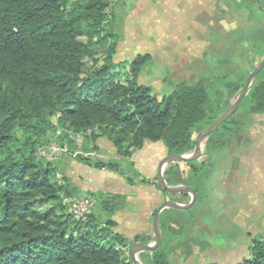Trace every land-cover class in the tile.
<instances>
[{
    "label": "trees",
    "instance_id": "obj_1",
    "mask_svg": "<svg viewBox=\"0 0 264 264\" xmlns=\"http://www.w3.org/2000/svg\"><path fill=\"white\" fill-rule=\"evenodd\" d=\"M224 1L251 21L237 42V58L248 64L245 75L233 81L231 68L209 83L181 81L157 97L138 82L149 54L127 63L114 59L121 40L113 29L117 0H0V264H131L130 247L151 243L152 237L128 240L115 231L113 216L125 206L123 195L87 192L93 210L85 220L73 217L64 201L84 193L66 175V162L115 172L129 185L150 184L130 161L146 143H162L167 155L194 152L197 135L227 110L264 55V0ZM124 66L123 75L118 69ZM239 111L264 114V66L236 111L204 139L206 159L164 169L165 184L192 188L196 201L189 210L160 213L162 244L138 253L143 264H171L173 245L192 235L208 149L238 135ZM102 140L110 144L112 159L90 156L102 155ZM51 143L66 149L54 162L38 156ZM162 193L179 196L177 203L188 198ZM236 264H264V233Z\"/></svg>",
    "mask_w": 264,
    "mask_h": 264
},
{
    "label": "rangeland",
    "instance_id": "obj_2",
    "mask_svg": "<svg viewBox=\"0 0 264 264\" xmlns=\"http://www.w3.org/2000/svg\"><path fill=\"white\" fill-rule=\"evenodd\" d=\"M153 1L142 0L138 4L137 0H117L113 7L114 32L120 42L125 41L118 43L120 48L114 59L127 63L136 55L149 54L150 60L142 68L138 82L150 87L152 94L167 95L181 81L195 83L204 79L209 83L231 68L236 70L233 81L245 75L243 68L248 64L237 58L240 34L251 29L245 12L234 14L224 0ZM118 70L123 75L127 72L125 66ZM213 90H209L211 99L215 97ZM235 118L241 128L238 135L229 136L230 141L220 148L208 149L209 156L199 176L198 220L192 235H182L173 245L171 264H236L248 257L249 246L264 233V114L247 116L239 111ZM102 141L109 147L101 145L104 158L97 154L91 157L112 159L108 153L110 144ZM204 149L203 140L199 162L206 159ZM165 151L162 143H149L135 155V160L143 167L146 162L153 165L156 161L159 165ZM75 165L84 167L77 162ZM180 166L185 169L184 164ZM73 172L94 182L79 168L74 167ZM84 195L89 197L88 193ZM166 196L174 202L180 200L179 196ZM190 198L188 195L180 204H188ZM125 201L124 210L127 197ZM136 211L131 205L126 215L134 228L140 224ZM153 243L152 237L149 244ZM136 259L143 264L138 254Z\"/></svg>",
    "mask_w": 264,
    "mask_h": 264
},
{
    "label": "crops",
    "instance_id": "obj_3",
    "mask_svg": "<svg viewBox=\"0 0 264 264\" xmlns=\"http://www.w3.org/2000/svg\"><path fill=\"white\" fill-rule=\"evenodd\" d=\"M141 1L142 0H137L138 4ZM151 1V3L154 2L153 0ZM124 42L125 41L123 40L120 42V44H124ZM119 48H117L116 53H118ZM121 50V52H124V49ZM104 144L105 143H103V141H98L99 147ZM147 144L149 143H146L141 150H143ZM104 147L107 149L109 148L108 145H104ZM141 150L134 152L130 161L133 163L135 170L141 176L151 181L150 184L129 185L123 177L115 172L95 170L85 166L82 167V169L81 167H78V165H75V161L66 162L68 164L66 175L70 178L71 183L74 184L83 193L100 191L103 193L125 195L127 197V209H122L116 212L113 216V220L116 222L115 231L122 234L128 240H132L136 235L153 237V214L160 205H162L169 199L167 196L163 195V193L157 187L153 185V183H155L158 171L157 162L155 161L153 165L146 162V167H143L142 164L140 165L138 162H136L135 155ZM164 155L167 156L166 151ZM99 157L104 158V156L101 155ZM74 167L79 168L83 172H86L93 178L94 182L90 181L88 178L84 179L80 175L75 174L73 172ZM131 205H133L134 209L137 208L136 217L140 221L138 228H134L136 226H132V224L128 220H126V215L129 213V208H131ZM125 231H129V234H127Z\"/></svg>",
    "mask_w": 264,
    "mask_h": 264
},
{
    "label": "water",
    "instance_id": "obj_4",
    "mask_svg": "<svg viewBox=\"0 0 264 264\" xmlns=\"http://www.w3.org/2000/svg\"><path fill=\"white\" fill-rule=\"evenodd\" d=\"M264 66V55L262 57L261 62L255 67L253 71H251L246 79V82L239 92V94L236 96L234 101L230 104V106L227 108V110L221 114L209 127H207L205 130L200 132L196 139H195V149L194 152L189 156H181V155H167L165 156L158 165V171L155 179V183L158 186V189L161 192H167L169 194H179V193H187L191 196L190 201L186 205H181L180 203L174 202L172 200H168L164 202L162 205H160L156 211L153 214L152 217V227H153V238L154 243L153 245L150 244H144L141 242L133 244L129 249V257L131 260V264H140L139 261L136 259V255L140 252L145 251H154L162 244V235L159 227V215L160 213L167 208L172 209H178V210H189L193 207L196 201V194L195 191L190 187L185 186H178V187H169L165 184L164 178H163V166L165 164H169L172 162L177 163H189L193 162L199 159L201 156V143L202 141L209 136L212 132H214L222 123H224L236 110L238 107L240 101L242 98L246 95L248 89L250 88L254 78L256 75L260 72V70Z\"/></svg>",
    "mask_w": 264,
    "mask_h": 264
},
{
    "label": "built area",
    "instance_id": "obj_5",
    "mask_svg": "<svg viewBox=\"0 0 264 264\" xmlns=\"http://www.w3.org/2000/svg\"><path fill=\"white\" fill-rule=\"evenodd\" d=\"M64 152H66L65 148L61 149L57 145L51 143L48 146L39 149L38 156L49 162H54L57 161ZM64 204L66 205L68 212L76 219L85 220L93 210L92 199L85 195H80L74 199H67L64 201Z\"/></svg>",
    "mask_w": 264,
    "mask_h": 264
}]
</instances>
